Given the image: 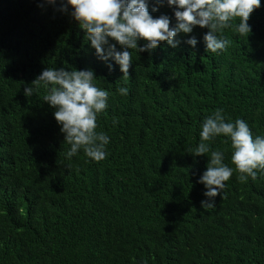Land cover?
<instances>
[{"label":"trees","instance_id":"obj_1","mask_svg":"<svg viewBox=\"0 0 264 264\" xmlns=\"http://www.w3.org/2000/svg\"><path fill=\"white\" fill-rule=\"evenodd\" d=\"M152 2L154 17L174 16L166 4L152 12ZM70 10L59 0H0V264H264V175L241 182L234 171L205 209L196 180L208 156L188 152L219 108L264 135V0L247 37L222 30L226 51H207L208 29L195 26L176 48L130 49L127 76L94 55ZM46 67L91 68L109 91L97 118L110 136L105 159L82 149L66 159L45 90L24 94ZM206 143L235 167L227 137Z\"/></svg>","mask_w":264,"mask_h":264},{"label":"clouds","instance_id":"obj_2","mask_svg":"<svg viewBox=\"0 0 264 264\" xmlns=\"http://www.w3.org/2000/svg\"><path fill=\"white\" fill-rule=\"evenodd\" d=\"M46 3L56 5L57 0H46ZM149 3L150 0H59V10L68 12L71 6L69 14L84 30L85 41L95 50L94 55L105 62L109 71L118 65L122 76H127L133 61L130 49L151 53L161 42L176 48L180 40L175 37L181 32L192 33L195 26L208 29L203 34L207 51L214 54L226 51L231 41L224 37L222 30L232 28L238 36L247 37L252 31L248 23L250 14L261 6V0H153L152 12L166 4L174 14L154 17ZM235 18L239 22L231 23ZM173 19L175 22L170 26ZM140 40L145 42L138 45ZM185 43L194 48L198 41L195 36H189ZM95 79L91 68L46 67L31 86L24 87L28 97L41 88L45 90L42 99L54 109L53 117L63 134V142L70 146L66 159L81 149L91 161L99 162L107 156L110 136L105 131H97V118L108 108L110 93L98 87ZM116 91L127 95V88L123 86ZM223 112L219 108L204 117L200 142L188 151L194 158L208 156L206 169L196 180L204 187L205 199L201 205L205 209L214 206L216 196L221 195L234 171L241 182L249 178L255 181L258 175H264V135H254L242 118L226 120ZM116 124L117 120L113 119L112 126ZM219 136L230 140L234 168L224 163L223 151L213 150L206 143Z\"/></svg>","mask_w":264,"mask_h":264}]
</instances>
